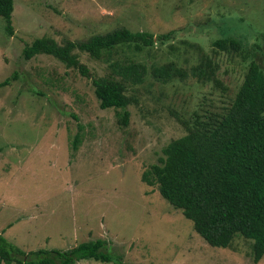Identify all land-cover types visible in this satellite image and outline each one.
<instances>
[{
    "label": "rangeland",
    "instance_id": "obj_1",
    "mask_svg": "<svg viewBox=\"0 0 264 264\" xmlns=\"http://www.w3.org/2000/svg\"><path fill=\"white\" fill-rule=\"evenodd\" d=\"M13 2L12 34L0 16V81L17 76L0 87V233L25 251L66 250L102 238L123 264H264V257L252 262L244 238L227 248L209 245L156 185L141 178L164 145L184 134L182 121H191L194 110L221 107L234 96L250 58L213 41L236 36L246 48L259 44L261 55L264 0ZM122 27L154 35L172 31L165 43L133 56L146 72L142 83L127 86L133 101L125 126L119 109L99 106L93 80L131 49L123 46L110 60L76 49L86 76L51 55H22L36 38L64 44ZM204 60L213 67L209 79L190 71ZM171 62L186 77H152L153 66Z\"/></svg>",
    "mask_w": 264,
    "mask_h": 264
},
{
    "label": "trees",
    "instance_id": "obj_2",
    "mask_svg": "<svg viewBox=\"0 0 264 264\" xmlns=\"http://www.w3.org/2000/svg\"><path fill=\"white\" fill-rule=\"evenodd\" d=\"M13 4V0H0V16L8 34L13 31ZM171 34L172 31L154 35L122 27L82 41L66 40L64 44L40 37L26 44L22 55L26 60L38 54L51 55L86 76L88 69L79 62L76 49L99 60L117 56L123 46L131 49L109 62L108 74L93 80L99 106L119 109L118 121L125 126L129 122L127 106L133 101L126 93L127 86L142 83L146 72L145 64L133 56L153 47L156 41L165 43ZM213 44L236 53L245 50L250 61L242 82L221 107L194 110L191 121H182L184 134L164 145L158 161L141 178L156 185L159 194L181 210L209 245L227 248L236 238H244L250 241L252 262L258 263L264 257V51L257 55L259 44L249 49L232 35L219 37ZM190 71L202 78L213 75L210 60L191 67ZM151 75L160 82H168L186 77V72L171 62L153 66ZM16 77L0 81V87ZM215 83L220 84L217 79ZM79 141L77 132L72 143L74 150ZM2 233L0 264H76L82 260L123 264L122 255L109 251L102 238L82 241L66 250L25 251Z\"/></svg>",
    "mask_w": 264,
    "mask_h": 264
}]
</instances>
